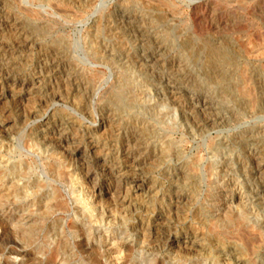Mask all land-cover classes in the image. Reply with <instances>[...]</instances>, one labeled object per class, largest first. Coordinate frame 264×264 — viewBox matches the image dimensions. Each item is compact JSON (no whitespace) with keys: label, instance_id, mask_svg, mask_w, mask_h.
Masks as SVG:
<instances>
[{"label":"rangeland","instance_id":"1","mask_svg":"<svg viewBox=\"0 0 264 264\" xmlns=\"http://www.w3.org/2000/svg\"><path fill=\"white\" fill-rule=\"evenodd\" d=\"M1 22L19 31L0 46L36 41L22 53L26 77L61 44L81 94L0 106L10 121L0 185L11 188L0 204L11 231H29L25 241L7 236L0 264H264V0H0ZM52 116L74 122L67 134L83 147L110 122L100 142L106 162L42 148L36 134ZM128 147L151 192L128 212L105 197L100 217L87 201L94 183L77 167L115 185L104 166L124 165ZM162 213L176 223L172 240L192 232L204 250L164 255L145 233Z\"/></svg>","mask_w":264,"mask_h":264},{"label":"bare ground","instance_id":"2","mask_svg":"<svg viewBox=\"0 0 264 264\" xmlns=\"http://www.w3.org/2000/svg\"><path fill=\"white\" fill-rule=\"evenodd\" d=\"M18 26H19V24H17V23L11 24L9 22H4V23L1 22L0 23V36L3 37V35H5L6 33H11L14 30L19 31V29L17 28ZM23 33H24V31H23ZM13 34L14 33H12V35ZM2 37H0V38H2ZM13 37H14V35H13ZM9 41H11V40L9 39ZM35 43H36V41H29V40L23 41L22 44L19 46V50H16V51H14L12 48H10V46H5V45L0 46V106L3 104V102L5 101V99L7 97L10 99L15 98V97L19 98V105L21 108L22 105L29 104L35 96L39 97V100L41 102H43L44 99H46L49 96L53 97V99H63L62 97H63L64 93H65L66 97L72 96L74 98H76L77 96H79V94H81L80 88L78 86H76V84H77L76 83V81H77L76 80V74L71 72V69L69 68L70 65L68 64V61H67V53L62 49L61 44L56 45L57 48L55 50L49 49V50L43 51L42 55L39 56V59L37 61L38 63H37L36 71L31 76H28V77L25 76V70H24L25 60L23 59L22 53L24 50L26 51V50H29L30 48H32L35 45ZM5 44H6V42H5ZM16 46H18V45H16ZM70 61H71V59H70ZM155 62H156V60H155ZM156 63H158V62H156ZM78 79H79V77H78ZM55 87H57V91H55ZM158 95H159V93H158ZM41 102H39V103H41ZM74 103H76V102H74ZM43 104H45V103H43ZM5 116H6L5 111L0 113V138H3L1 135L6 133V131H7L6 127L8 126V124L10 122L8 117H5ZM109 123L110 122H108V124ZM108 124L103 123L100 126V129H98V131H93L92 133H90V135L87 139V143H86L85 147H83L81 145V143H76L75 139H71L67 134L68 128H70V129L75 128L74 122L66 121L65 119H56L52 116L51 118H46V122H45V125L43 126V129L41 131L37 132V134H36V140L38 139L41 142L42 148H44L47 152L51 151V152L55 153L57 150H61V151H65V152L67 151V152H69V156L71 157L70 160H72L73 162L79 163L82 161L86 162L88 160L86 163H91V165H96L98 163H102V162L105 163L106 162L104 160V154L105 153H103V151H100L101 150L100 149L101 148L100 142L103 139V137H105V134H107V132L109 131L107 129ZM98 132H99L100 136L96 135ZM7 133H6V135H7ZM108 134H110V133L108 132ZM133 137H134V135H133ZM105 139H106V137H105ZM8 140H9V138H8ZM132 140H133V142H136V138L132 139ZM5 141H7V138L5 139ZM127 144L128 145L130 144V140L127 142ZM253 152H254V150H253ZM154 154H155V152H154ZM122 157H123V159H125L124 161L126 163L125 164L123 163L124 165H121L120 167H115L114 165L108 166V165L104 164L105 165L104 170H106L108 172V174L113 179V181L115 180V182H116L115 185L101 184L98 181V179L95 178L94 172L91 169H89L88 166L86 169H84L83 167L81 169V167H79V166L77 167L78 170H80V171L85 170L83 181H86L88 183L93 181V183H94L92 190L88 191L87 192L88 194L86 193L87 201L89 202V204H88L89 208H92L93 211L96 212V214L100 215V217L102 216L104 218L107 216V214L104 212V210L101 209V204H102V201L105 197H109L110 199L114 198L116 206L121 208L122 211L127 210V212H128L129 207L136 206L138 204L141 205V203L143 204L144 198H147L151 192V189L146 188L147 179H146V176L142 175V170L140 169V165H141L140 159L138 160L134 157L132 150L129 149V147L126 148L122 152ZM249 157H250V155H249ZM255 157H257V156H255ZM222 159H223V157H222ZM258 159H259V157H258ZM255 163H257V162L255 161ZM252 165H255V164H252ZM262 166L263 165H258L254 169V176L261 174V172L263 171V167H264V166L263 167ZM73 167H75V166L73 165ZM251 174H252V172H251ZM263 177H264V174H263ZM255 178H256V181H259V180H257V177H255ZM258 179H261V178H258ZM4 188H5L4 185H0V202L6 201L5 197L7 195H10V192H11V188H10V190L4 189ZM123 189L125 190L124 193L122 191ZM263 193H264V191H263ZM253 194H255V192ZM261 195H263L262 192H261ZM256 197H257V195H256ZM172 199L178 200L177 204H185L186 202H184V201L187 200L185 197H178V196H174ZM228 199L226 198V200H225L226 203H224V204H222L221 203L222 201H220L218 199L217 203H216L217 206L218 207L225 206L227 204V202L231 201V203H233V200L242 201L243 197H242V195L241 196L237 195L234 198H231L229 200ZM256 200H258V199H256ZM168 202H169V200H168ZM179 208L180 207H178V209ZM121 209H119V210H121ZM132 210H135V209H132ZM0 213L3 214V217L0 216V244L5 245L6 243H8L9 240H7V238H8L7 236L10 234H13V233L17 236L18 240L20 239L21 241H25L26 240V234H28V232H29L28 227L21 224L19 227H17L15 229V231H11L9 228V223H8L9 219L7 220L6 218H4V215L7 214V205L5 203L0 204ZM157 217L158 218H156L154 220V225L146 228L145 233H147V237L149 236L150 241L158 243V247H160V250H162L164 255L172 256L174 254L175 255L177 254V256L179 255L180 257H182L184 255L186 256L187 254L188 255L197 254V253H200L202 250H204V246H201L199 244L200 240L198 239L199 238L198 235H194V234H192V232L190 233L188 231H185L181 236H178L175 240H172V234H173L172 229H174V227L176 226V223L174 221H172L169 216H167L166 214H163V213ZM26 219L27 218H24L23 221ZM11 242H13V241H11ZM1 245H0V248L2 247ZM12 252H14V251H12ZM108 252H109V250H108ZM224 257H225V259H224L225 261L231 260L230 257H227V256H224ZM242 261L243 260H241L240 258L235 257V259L231 262H233V264H243ZM227 264H232V263H227Z\"/></svg>","mask_w":264,"mask_h":264}]
</instances>
